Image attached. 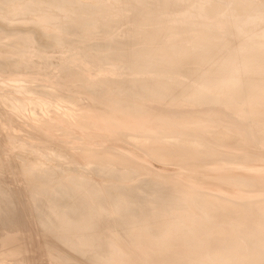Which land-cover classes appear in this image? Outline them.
Returning <instances> with one entry per match:
<instances>
[{
  "label": "bare ground",
  "instance_id": "obj_1",
  "mask_svg": "<svg viewBox=\"0 0 264 264\" xmlns=\"http://www.w3.org/2000/svg\"><path fill=\"white\" fill-rule=\"evenodd\" d=\"M5 75L0 264L264 260L260 0H0Z\"/></svg>",
  "mask_w": 264,
  "mask_h": 264
},
{
  "label": "rangeland",
  "instance_id": "obj_2",
  "mask_svg": "<svg viewBox=\"0 0 264 264\" xmlns=\"http://www.w3.org/2000/svg\"><path fill=\"white\" fill-rule=\"evenodd\" d=\"M115 8H117V7L115 6ZM17 23H20V22H17ZM14 25H15V24H14ZM99 30H100V29H99ZM73 33H74V32H72L71 35H70L71 38H73V39H79V40L83 39L82 41H87V39L84 38V37H82L81 34L78 35L76 32H75L74 34H73ZM76 34H77V35H76ZM73 36H76V37H73ZM79 37H80V38H79ZM88 41H89V40H88ZM91 41L94 42V40H91ZM97 41L100 42L99 39H98V40L95 39V43H97ZM102 41H103V40H102ZM59 53H60V51L57 50V51H56V54H54V55H56L55 58L53 59L55 62L59 59V56L57 57V55H59ZM12 80H13V78H12V77H8L7 75H5L4 77H0V88H1V89H0V93L2 92V94H5V95L7 94V96H9L11 93H12L11 96H14V95H16V94L18 93V94H20V95H18V96H19V97H23V96H24V97H23L24 99H27V98H28V99H30V98L34 99V98H35L36 100L46 99V97H43V96H41V95H24V94H23L24 91H23L22 88L24 87L23 84H24L26 81H25V80H21V81H18V82H17V81L14 82V80H13V81H12ZM36 82H37V81H36ZM36 82H34L33 84H37V83H39V82H37V83H36ZM5 83H6V84H5ZM12 83H13L14 85H13ZM18 85H19V86H18ZM14 87H16V88H14ZM18 87H19V88H18ZM5 89H6V90H5ZM19 89H20V90H19ZM2 90H3V91H2ZM14 90H15V91H14ZM18 90L21 91V92H19ZM12 91H13V92H12ZM16 91H17V92H16ZM3 92H4V93H3ZM5 92H9V94H8V93H5ZM13 93H14V94H13ZM26 96H27V97H26ZM28 96H32V97L29 98ZM36 96H37V98H36ZM61 101H62V100H60V101L57 102V100L54 99V104H55V107H56V108L54 107V104H53V105H51V104H49V105H43V106H41V105L36 106L35 104H34V105H33V104H30V105H29L30 108H29V106H28V107H26V108L23 110V111H25V112H23V111H22L23 113L20 112V113H22L21 115H20V113H18V112H16V111H15L16 114H15V112H13L12 114H13V116L17 119V123L19 122V124H22V123L24 124V123H26V122L29 123V122H31L32 120H33L34 122L39 123L38 121L41 120V119H42V122H43L45 119H47L48 117L50 118V116L53 115L54 110H55V112L57 111V113H59V115H60V113L62 114V111H63V113H64L63 115H66V116H67V111H66V110H68V108H67L68 106H67V105H69L70 103H67L66 101H62V102H63V103H62ZM64 102H66V103H64ZM0 103L3 104V105L0 104V109H4L3 107H5V109H8V111L11 110V107H8V105H7L6 103H4V102H0ZM56 103H57V104H56ZM60 103H62V105H64V104H65V105H64V106H61ZM2 106H3V107H2ZM35 106H36V107H35ZM66 106H67V107H66ZM69 106H70V105H69ZM71 106L74 107L73 104H71ZM76 106H77V105H76ZM76 106L74 107L75 109H74V108L72 109V112L74 113L73 115H71L72 112L69 110V112H70L69 114H70L71 116H68V117H76V115H77L78 117H81V118H82V116H83V113H82V112H83V111H82V110L79 111V109H77ZM37 107H38V110H37ZM58 107H59V108H58ZM53 108H54V109H53ZM57 108H58V109H57ZM60 108H61V110H60ZM9 109H10V110H9ZM26 109H27V110H26ZM40 109H41V110H40ZM43 109H44V110H43ZM50 109H51V110H50ZM62 109H64L65 111L62 110ZM28 110H29L31 113H30ZM49 110H50V111H49ZM58 110H59V111H58ZM77 110H78V111H77ZM0 111H1V110H0ZM33 111H34V112H33ZM38 111H40V113H39ZM45 111H46V112L48 111V112L46 113ZM75 111L77 112V114H76ZM27 112H28V113H27ZM36 112H37V113H36ZM50 112H52V114H51ZM79 112H80V113H79ZM25 113H26L25 116L28 115L26 118H25V116L23 115V114H25ZM49 113H50V114H49ZM65 113H66V114H65ZM17 114H19V115H17ZM30 114H31V115H30ZM39 114H40L41 116H38ZM42 114H43L44 117L42 116ZM48 114H49L50 116H48ZM69 114H68V115H69ZM80 114H81V115H80ZM32 115H34V116H32ZM46 115H47V117H46ZM57 115H58V114H57ZM18 116H19V118H18ZM20 116L23 117V118H21ZM29 116H31L32 118H31V119L28 118ZM0 117H1V116H0ZM37 117H38V118H37ZM56 117H57V116H56ZM20 118H21V119H24V120H21ZM27 118H28V120L30 119V121H27ZM44 118H45V119H44ZM34 119H35V120H34ZM25 120H26V122H25ZM37 120H38V121H37ZM21 121H23V122H21ZM0 122H1V124H0V127H1V128H0V131H2V132L4 131L3 134H5V135H6V134H12V135L16 134V135H14V136L23 135V134H25L24 132H25L26 128H27V127H28V128L31 127V126H30V127L27 126V125H30V124H28V123H27V125H25V126H27L26 128H25L24 125H22L21 129H22V128H25V130L23 129V131H22V130H21V131H18V130H20V129H19L20 127H19L17 131L20 132L21 134L18 133V134H19V135H18V134L16 133L17 131L15 130L16 128L11 129V127H7V129L9 128L11 131H12V130L14 131V133H12L13 131L11 132L9 129H8V130L4 129L6 125H3V124H2L1 118H0ZM40 123H41V122H40ZM58 124H60V123L58 122ZM3 126H4V127H3ZM76 127H77V126H76ZM28 128H27V131H28V133H29V131L32 130V129L30 128V130H29ZM71 128H73V126H72ZM78 129H79V128H78ZM69 130H70V129H69ZM8 131H10L11 133H10V132L7 133ZM2 132H0V135H3ZM30 132H31V131H30ZM28 133H26V135H24V136L27 137V135H28V137H27L28 139H30V140L33 139L32 137L29 138L30 135L32 136V134L29 135ZM72 134H73V133H72ZM69 136H70V138L72 137V138L74 139L77 135H76V136L73 135L74 137H73L72 135H69ZM69 136L66 137L67 140H69V139H68ZM26 137H24V138H26ZM31 141H32V140H31ZM46 150H49V152H51L50 149H46ZM33 156H35V154H34ZM64 164L67 165V166L70 165V164L65 163V162L63 163V165H64ZM24 190H26L25 187H24ZM25 197H27V193H26V191H25ZM170 223H171V222H170ZM170 223L168 222L167 224H170ZM34 264H36V263H34Z\"/></svg>",
  "mask_w": 264,
  "mask_h": 264
},
{
  "label": "snow or ice",
  "instance_id": "obj_3",
  "mask_svg": "<svg viewBox=\"0 0 264 264\" xmlns=\"http://www.w3.org/2000/svg\"><path fill=\"white\" fill-rule=\"evenodd\" d=\"M260 7L262 12H264V0H260ZM7 209H11V202L7 197L6 193H0V211H5ZM14 264H20L19 261L14 262ZM93 264H109V262L105 261H93ZM260 264H264V260L260 262Z\"/></svg>",
  "mask_w": 264,
  "mask_h": 264
}]
</instances>
